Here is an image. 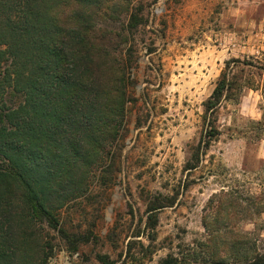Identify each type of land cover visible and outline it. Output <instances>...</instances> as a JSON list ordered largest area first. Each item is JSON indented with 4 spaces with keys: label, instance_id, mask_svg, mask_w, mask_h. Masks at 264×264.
Listing matches in <instances>:
<instances>
[{
    "label": "rangeland",
    "instance_id": "obj_1",
    "mask_svg": "<svg viewBox=\"0 0 264 264\" xmlns=\"http://www.w3.org/2000/svg\"><path fill=\"white\" fill-rule=\"evenodd\" d=\"M106 13L98 22L119 32L131 13L142 18L121 46L137 101L86 186L53 200L58 228L37 227L53 247L48 264H162L170 254L212 264V251L225 263L264 253V0H130ZM232 58L250 64L216 113L218 138L187 169L209 128L204 103ZM165 198L173 203L159 210L150 242L148 207ZM60 228L79 238L76 251ZM150 243L154 253L142 247Z\"/></svg>",
    "mask_w": 264,
    "mask_h": 264
},
{
    "label": "trees",
    "instance_id": "obj_2",
    "mask_svg": "<svg viewBox=\"0 0 264 264\" xmlns=\"http://www.w3.org/2000/svg\"><path fill=\"white\" fill-rule=\"evenodd\" d=\"M119 3L128 8L130 0H0V264H48L53 247L40 242L37 227L58 228L53 200L63 203L80 188L73 185L86 186L92 166L121 137L128 106L137 101L129 91L134 61L121 46L142 18L131 13L120 32L102 27L98 17ZM126 54L133 56V49ZM247 64L226 62L204 103L206 139L187 169L196 168L201 149L218 138L216 113L232 98ZM156 201L148 207L150 242L159 210L173 203ZM60 232L76 251L79 238ZM142 247L155 252L151 243ZM211 255L212 264H264L259 252L230 263L223 252ZM179 263L171 254L162 260Z\"/></svg>",
    "mask_w": 264,
    "mask_h": 264
}]
</instances>
